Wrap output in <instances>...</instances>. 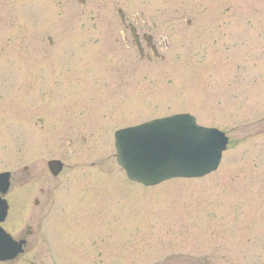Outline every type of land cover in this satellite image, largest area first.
<instances>
[{
  "label": "rangeland",
  "instance_id": "1",
  "mask_svg": "<svg viewBox=\"0 0 264 264\" xmlns=\"http://www.w3.org/2000/svg\"><path fill=\"white\" fill-rule=\"evenodd\" d=\"M117 8L162 58L122 52ZM178 112L228 135L217 170L127 182L112 129ZM1 171L4 227L38 231L13 264H264V0H0Z\"/></svg>",
  "mask_w": 264,
  "mask_h": 264
},
{
  "label": "water",
  "instance_id": "2",
  "mask_svg": "<svg viewBox=\"0 0 264 264\" xmlns=\"http://www.w3.org/2000/svg\"><path fill=\"white\" fill-rule=\"evenodd\" d=\"M227 138L215 128L198 126L188 114H177L147 123L121 129L115 133L116 160L131 179L152 185L173 177L201 176L215 169L225 149ZM158 157L161 162L153 167L129 163L124 145ZM47 167L53 175L61 170L60 160L52 159ZM9 186V173H0V192ZM7 204L0 197V222L6 215ZM10 236L0 227V260L13 256Z\"/></svg>",
  "mask_w": 264,
  "mask_h": 264
},
{
  "label": "flooded vegetation",
  "instance_id": "3",
  "mask_svg": "<svg viewBox=\"0 0 264 264\" xmlns=\"http://www.w3.org/2000/svg\"><path fill=\"white\" fill-rule=\"evenodd\" d=\"M119 35H116L114 37L115 42L117 41V36H120V41H118V47L122 49V52H125L124 54L130 55L134 54L140 58V59H147V61H150L151 59L157 58L161 55L162 44L164 46V49H167L168 41L166 37H159L157 25L155 22L150 21L146 19L145 17H131L127 18L121 17L119 18ZM135 32L137 35V38L133 39L130 36L131 32ZM27 201V200H26ZM35 205H38V202L35 203ZM35 221H32L31 225L27 226V228L24 230L23 233L15 234L14 237L16 240H24L23 243V250L25 253L28 249V247L31 245L30 242H32L35 238L37 239V230L35 229ZM38 224H41V221H38ZM18 258H15L13 260L0 262V264H13L17 261ZM32 259V258H31ZM33 260H35L36 264H49L46 257H43V254L37 250L33 255ZM30 261V264H35ZM54 264V261H53Z\"/></svg>",
  "mask_w": 264,
  "mask_h": 264
},
{
  "label": "snow or ice",
  "instance_id": "4",
  "mask_svg": "<svg viewBox=\"0 0 264 264\" xmlns=\"http://www.w3.org/2000/svg\"><path fill=\"white\" fill-rule=\"evenodd\" d=\"M124 152L127 154L128 161L134 166L153 167L161 162V160L153 154L141 149L132 151L127 144L124 145Z\"/></svg>",
  "mask_w": 264,
  "mask_h": 264
}]
</instances>
